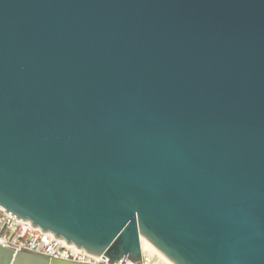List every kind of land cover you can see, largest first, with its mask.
<instances>
[{
	"label": "water",
	"instance_id": "obj_1",
	"mask_svg": "<svg viewBox=\"0 0 264 264\" xmlns=\"http://www.w3.org/2000/svg\"><path fill=\"white\" fill-rule=\"evenodd\" d=\"M0 205L109 263L264 264V0H0Z\"/></svg>",
	"mask_w": 264,
	"mask_h": 264
},
{
	"label": "built area",
	"instance_id": "obj_2",
	"mask_svg": "<svg viewBox=\"0 0 264 264\" xmlns=\"http://www.w3.org/2000/svg\"><path fill=\"white\" fill-rule=\"evenodd\" d=\"M0 205V243L14 251H24L53 259H61L81 264H156L141 250L139 261L122 257L113 263L103 254L94 256L75 244L66 245L64 240L54 238L51 231L42 232L40 227H32L30 220L22 221ZM12 214V215H10Z\"/></svg>",
	"mask_w": 264,
	"mask_h": 264
},
{
	"label": "bare ground",
	"instance_id": "obj_3",
	"mask_svg": "<svg viewBox=\"0 0 264 264\" xmlns=\"http://www.w3.org/2000/svg\"><path fill=\"white\" fill-rule=\"evenodd\" d=\"M141 250L144 254L149 255V257L156 264H170L159 252L152 248L143 238H140Z\"/></svg>",
	"mask_w": 264,
	"mask_h": 264
}]
</instances>
